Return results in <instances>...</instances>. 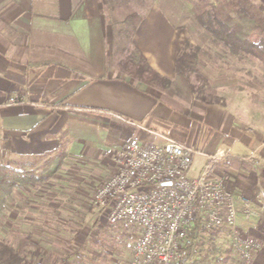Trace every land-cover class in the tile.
I'll return each mask as SVG.
<instances>
[{"label":"crops","instance_id":"0c3cea01","mask_svg":"<svg viewBox=\"0 0 264 264\" xmlns=\"http://www.w3.org/2000/svg\"><path fill=\"white\" fill-rule=\"evenodd\" d=\"M255 1L264 11V0ZM170 6L149 5L131 41L150 67L168 78L189 42ZM109 12L105 0H0V162L66 153L59 177L31 193L37 204L29 207L37 212L25 218L41 219L39 231L49 234L65 216L60 204L51 203L74 197L83 186L91 193L114 173V156L126 142L137 137L159 144V134L207 155L224 152L215 175L236 199L249 201L253 214L248 222L240 217L238 227L257 245L252 264H264V103L223 96L218 104H188L133 82L115 67L119 55L111 49ZM206 62L203 67L213 73ZM14 99L21 102L22 115L11 104ZM254 105L263 113L246 109ZM236 144H242V154L233 150ZM201 158L195 177L206 162ZM132 231L117 234L137 240ZM50 245H38L48 255L42 264H50L55 253L57 246Z\"/></svg>","mask_w":264,"mask_h":264},{"label":"built area","instance_id":"2783aa9c","mask_svg":"<svg viewBox=\"0 0 264 264\" xmlns=\"http://www.w3.org/2000/svg\"><path fill=\"white\" fill-rule=\"evenodd\" d=\"M12 105L23 107L16 99ZM159 144L137 137L114 156V173L94 191L93 207L106 215L110 229L138 233L128 264H176L188 234L197 223L203 230H221L234 254L228 264H251L257 245L244 240L238 227L248 222L253 209L236 199L215 175L224 152L204 154L171 137L155 134ZM206 158L195 178H189L194 158ZM264 202V195L262 197Z\"/></svg>","mask_w":264,"mask_h":264},{"label":"trees","instance_id":"16d2710c","mask_svg":"<svg viewBox=\"0 0 264 264\" xmlns=\"http://www.w3.org/2000/svg\"><path fill=\"white\" fill-rule=\"evenodd\" d=\"M112 15L122 8V17L110 19L113 26L112 53L119 55L115 67L131 79L167 97L186 103L200 101L218 104L223 101L208 80L199 71L204 64L201 48L185 42L180 48L173 77L158 74L148 64L143 54L131 46L134 33L142 22L148 7L129 11L131 2L153 5L156 0H105ZM186 11L211 40L236 60L244 57L258 62L264 72V11L255 0H181ZM119 8V9H118ZM116 12V13H115ZM257 37V38H256ZM66 159L64 150L32 160L0 162V229L8 215L20 209L29 190L48 183L60 171ZM16 229L12 231L15 232ZM11 231V233H12ZM224 233V232H223ZM221 230H203L197 223L188 234L182 257L176 264H228L234 251L226 242ZM1 235V234H0ZM18 245L10 235L0 236V264H42L34 258L20 257L28 247L29 235H22ZM30 244V243H29ZM54 253L50 264H66ZM76 264V263H74ZM80 264V263H77Z\"/></svg>","mask_w":264,"mask_h":264},{"label":"rangeland","instance_id":"374dc122","mask_svg":"<svg viewBox=\"0 0 264 264\" xmlns=\"http://www.w3.org/2000/svg\"><path fill=\"white\" fill-rule=\"evenodd\" d=\"M153 5H172L169 7L168 11H171L175 22L182 24L178 30L180 32L182 31L183 34L187 33L189 43L201 48L204 54V62L207 61L212 66L211 69L212 71L214 70L213 73L210 71L208 72V70L203 67V64L199 66V71L209 83L213 84L212 87L214 86L213 88L216 90L219 97H251L254 102L264 103V72L262 66L258 64V62H252L245 57L242 60H236L225 53L207 34V36H204L205 32L203 33L196 21L192 19L181 0H156ZM148 6L149 5H139L138 3L131 2L128 9L131 12L139 11L143 13V9ZM122 8L123 6L120 5L121 10ZM121 10H117L116 12L118 13L115 12L116 14L114 15L109 12V16L119 21L123 13ZM165 11H167L166 8ZM246 93L249 95L247 96ZM260 108L262 109V106H246L247 110L255 112L256 114H259L261 111ZM260 113H263V111ZM262 115H264V113ZM236 123L242 128L246 126V123L240 120H237ZM247 124L251 125L250 123ZM256 132L259 133L258 130ZM172 139L177 140L176 138ZM262 140H264V137ZM198 150L202 152V149L199 148ZM233 150H236L238 154H242V144H236ZM203 161L204 160L199 156L194 158L188 177H195ZM59 175V172H57L55 177H59ZM42 186L38 189H41ZM96 188L92 189L93 191L89 193L86 187L83 186L77 193L73 191L75 194L74 197L65 199L61 203L58 201L51 203L49 205L51 207H57L58 204H60V211H62L65 216L58 219L61 223L59 226L55 225L56 228H52L50 231L48 230L49 234H43L40 232L41 230L39 231L37 224H39L41 219L38 218V220L35 216H33L34 221L33 219H29L31 217V211L37 212L35 207L31 208L29 205L33 206V204H37L31 193L38 191V189H34L35 191L29 190L26 196V199H29V201L27 202L25 199L20 209H16L8 215V220L1 226L0 236L10 235L15 239L12 244L18 245V239L23 238L21 237L22 235H29L30 244L28 243V247L22 249L20 257L34 258L37 261H43V258L45 259V257L48 256L44 254L45 249H40L39 247L49 246L53 242L54 245L57 246L56 249L54 248V251L58 255L59 260L65 258L68 259L71 264H128L132 258L133 247L136 243V240L133 239L131 235L133 231L130 229L125 230V228L122 230L110 229L107 226L106 215L99 212L92 204V197ZM47 204L48 203L44 201V205L47 206ZM22 210L24 211L23 213H21ZM25 216L29 218H25ZM25 220H30L29 224L26 226L24 223ZM13 229H16L15 232L12 231ZM123 231L125 234L131 231V236H122L119 239L117 233ZM243 239L254 244L249 238L243 237ZM226 242L228 243V241Z\"/></svg>","mask_w":264,"mask_h":264}]
</instances>
